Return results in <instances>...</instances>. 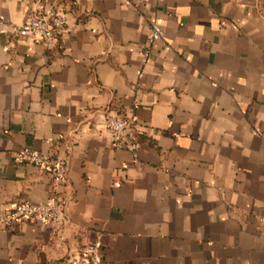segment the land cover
<instances>
[{
  "label": "crops",
  "instance_id": "obj_1",
  "mask_svg": "<svg viewBox=\"0 0 264 264\" xmlns=\"http://www.w3.org/2000/svg\"><path fill=\"white\" fill-rule=\"evenodd\" d=\"M27 1L0 0V264H264V0H45L51 48L10 32ZM108 110L135 156L98 134ZM53 135L62 224L9 221L51 183L14 153Z\"/></svg>",
  "mask_w": 264,
  "mask_h": 264
},
{
  "label": "built area",
  "instance_id": "obj_2",
  "mask_svg": "<svg viewBox=\"0 0 264 264\" xmlns=\"http://www.w3.org/2000/svg\"><path fill=\"white\" fill-rule=\"evenodd\" d=\"M67 14L58 5L45 8V0H28L24 9V23L9 25L13 35L27 34L47 48L55 46L59 38L67 29ZM152 38L163 37L161 29L151 24ZM98 134L115 149H127L136 155L141 147L138 139L140 135L135 117L126 118L121 114L108 110L102 120ZM61 139L60 135H53L47 140L50 150L46 154L33 149L22 147L13 155L16 164L32 165L42 170L50 177V192L42 204L19 202L7 215L9 221L32 222L41 218L51 225L60 226L63 220L64 201L61 188L66 182V164L62 158L55 155L54 144ZM98 245L85 244L78 254L71 258L68 264H100Z\"/></svg>",
  "mask_w": 264,
  "mask_h": 264
},
{
  "label": "trees",
  "instance_id": "obj_3",
  "mask_svg": "<svg viewBox=\"0 0 264 264\" xmlns=\"http://www.w3.org/2000/svg\"><path fill=\"white\" fill-rule=\"evenodd\" d=\"M140 138H141V135H138V139H139V141L141 142Z\"/></svg>",
  "mask_w": 264,
  "mask_h": 264
}]
</instances>
